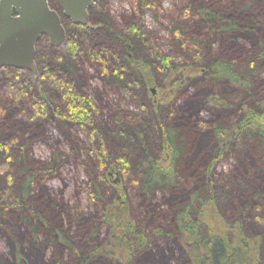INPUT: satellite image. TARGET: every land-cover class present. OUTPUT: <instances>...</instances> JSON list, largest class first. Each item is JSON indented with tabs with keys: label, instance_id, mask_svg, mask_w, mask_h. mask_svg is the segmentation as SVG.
<instances>
[{
	"label": "trees",
	"instance_id": "obj_1",
	"mask_svg": "<svg viewBox=\"0 0 264 264\" xmlns=\"http://www.w3.org/2000/svg\"><path fill=\"white\" fill-rule=\"evenodd\" d=\"M130 1L141 20L146 10L161 9L156 0ZM189 1L192 4L182 11L185 23H176L173 28L182 52L172 57L150 43L143 25L134 24L125 33L115 31L106 19H100L97 28L77 26L63 16L59 3L50 0L67 31L65 52L52 49L43 36L36 44L39 79L14 68L0 71V182L4 181L0 227L4 226V218L12 226V221L17 226H29L39 251L45 254L48 245L52 246L55 264L94 263L100 254L132 264L139 253H152L149 251L158 240L175 235L185 246L186 264H262L264 175L262 184L257 182L251 164L240 172L233 169L219 174L214 166L231 155L238 162L254 159L264 174V0L253 8L248 4L254 0H202L200 9L198 0ZM106 6L104 0H98L90 10V20L94 11H104ZM245 7L249 12L244 11ZM239 36L248 44L238 43ZM112 39L125 46L124 56H116L109 47ZM81 60L101 65L105 83L138 102L142 89L147 91L160 83V74L166 75L163 93L167 98L180 92L187 82L185 78L190 80L189 74L201 73L198 83L226 79L253 103L244 104V95L239 97V93L228 98L214 91L207 103L220 114L208 122L200 118L203 95L179 113L173 111V100L165 104L161 98L149 107L139 102L141 113L125 110L117 120L115 131L121 149L110 154L93 116V99L77 91L74 84L73 72ZM178 74L182 77L176 79ZM35 82L39 86L37 94H33ZM203 87L202 83L196 85ZM236 99L242 100L237 110ZM28 106L32 114L26 110ZM49 109L87 136L73 143V148L86 162L83 164L91 179L95 178L92 197L103 201L102 185L115 184L118 191L117 197L103 201L102 224L109 230V240L86 257L80 256L73 238V228L82 215L72 212L70 225L63 228L59 204L37 191L40 180L57 172L65 153L56 151L51 162L37 170L24 164L35 133L31 130L33 119L48 117ZM158 137L156 154L153 150ZM137 149L141 157L134 162ZM128 184L149 201L144 204V217L134 211ZM231 196L236 198L233 210L222 209L220 199ZM250 214L260 221L253 235L246 230ZM99 230L100 226H95L90 241ZM41 234L45 237L39 242ZM21 261L25 263L24 256Z\"/></svg>",
	"mask_w": 264,
	"mask_h": 264
},
{
	"label": "rangeland",
	"instance_id": "obj_2",
	"mask_svg": "<svg viewBox=\"0 0 264 264\" xmlns=\"http://www.w3.org/2000/svg\"><path fill=\"white\" fill-rule=\"evenodd\" d=\"M58 3V0H53ZM106 7L104 11H94L93 17L91 18V24L97 26L101 24L100 19L103 21L106 19L111 27L115 28V31L119 33H125L127 29L134 24L143 25L147 33V38L154 46L158 47L165 55L176 56L180 54L182 50L176 44L175 32L173 28L176 23L184 24L185 16L182 11L185 8L189 7L192 4L188 0H156L159 8L154 10H146L144 20H141L134 10V5L130 0H104ZM136 2V0H134ZM245 1V0H242ZM259 0H254L251 2L249 7L253 8L254 4ZM202 0H198V7L202 5ZM160 3V4H159ZM248 3V2H247ZM244 11H248L245 7ZM249 12V11H248ZM229 12H227V15ZM104 14V15H103ZM101 21V22H102ZM144 29V28H143ZM237 39L238 43L244 39L239 36ZM43 45L46 46V41H43ZM248 44V43H245ZM113 48H111V47ZM248 48L251 47L247 45ZM52 47V46H51ZM116 56H124L126 53L125 46L119 43L118 41L112 39L109 45ZM54 50H61L60 52H65V47L62 48L52 47ZM147 55L146 53H144ZM101 65L95 63H89L85 60L77 62L75 70L73 72V77L75 80L76 90L91 97L94 101V119L97 120L96 125L100 132V137L106 140L110 154L116 153L117 150L121 149L119 144L121 143L120 139L117 136V120L121 119L125 110H129L135 113H141V107L139 102L144 104L145 107H149L158 98H163V103L170 102L173 100L175 102V109L178 110V113L181 112L186 107H191L193 102H195L199 96L204 97L203 104L200 109V118L211 121L215 118L216 115H219L220 112L211 109L207 103V99L210 95L217 91L218 93L227 95L228 98L235 96L239 92H236L226 79H214L200 83L204 85L203 88H196V85L202 77L201 73L199 74H189L190 80H187L184 87L181 88L179 93H173L170 97L164 98L165 94L163 93V87L166 82V75L160 74L158 76L159 84L154 87L148 88L146 91L142 89L141 97L139 102L134 99L132 96L119 92L116 89L110 87L105 83L104 73L100 70ZM156 66L159 67L160 63L157 60ZM156 67V68H157ZM25 73V72H24ZM157 73H159L157 71ZM26 74V73H25ZM186 74V77L189 76ZM182 77L181 74L176 75V79ZM198 81V82H197ZM196 82V83H195ZM34 83V82H33ZM264 85V84H263ZM35 89L33 94H37V89L39 88L38 84L35 82ZM153 88L156 90V94L153 95L151 90ZM49 90V89H48ZM244 91L239 93V97L243 96L244 104L253 103V99H249ZM58 96V94H56ZM158 100V99H157ZM237 100V99H236ZM236 100L234 102H236ZM250 100V101H249ZM242 100H237V103L234 104V109L240 106ZM165 103V104H166ZM189 104V105H188ZM26 110L32 114L31 107H26ZM53 109H49L48 117H39L36 116L33 119V129H35L34 137L30 140L32 143L30 147L26 150L28 160L25 159L24 164H29L33 170H37L40 167H44L47 163H50L54 153L58 150L65 153V159L58 167L57 172L51 176L49 179L40 180L42 183L38 185V193H43L47 200L56 202L59 204L60 215L62 220L63 228L68 227L69 217L72 215V212L78 216L82 215L77 219V223L73 228L75 233L74 237L76 239V247L79 249L81 257H86L88 254L93 252L96 247L104 245L109 240V230L102 224V209L104 207V199L111 200L118 195L116 185L114 187L102 185L104 191V199L95 200L91 193L92 184L95 181L93 177L91 179L88 169L84 166L80 158L76 155L73 143H80L83 140H86L87 136L78 128H74L70 122H63L57 116L52 115ZM37 131V132H36ZM27 138L25 142L28 140ZM29 141V140H28ZM73 141V142H72ZM97 141V140H96ZM72 143V144H71ZM155 144V143H154ZM159 144L160 139L158 137L157 147L154 145V153H159ZM116 145V147L114 146ZM115 147V148H113ZM138 150V149H137ZM135 154L133 161L137 162L141 157V152ZM252 165L255 172V177L257 182L263 184V172L261 164L256 162L254 159H251L249 162L246 159H241L239 162L237 159L229 155L225 160L217 163L215 168V173L219 174L220 172H230L235 169L236 172H240L244 166ZM18 165H22V161L18 162ZM116 181V179L114 180ZM98 186H100L98 184ZM134 185L128 184V192L131 196V202L134 207L135 213L144 217L146 214V204L148 199H144L136 189L132 188ZM197 186V185H196ZM195 186V187H196ZM4 187V181L0 182V191ZM235 196L239 191L234 192ZM159 199H162V196H159ZM229 199V200H228ZM223 197L220 199V206L227 207L228 211L233 210L234 196L229 198ZM240 201L237 202V204ZM167 205H164L163 208H166ZM167 209V208H166ZM80 214V215H79ZM18 217V216H15ZM10 225L7 218H4V226L0 227V264H55L54 251L51 245H48V248L43 254L39 251L37 242H34V233L29 226H17V223ZM61 221L59 222V224ZM246 230L249 235L255 234L259 227L260 221L255 219V216L252 214L248 215V221L246 222ZM95 226H100V230L97 233V236L94 240L90 241L91 233ZM81 227V228H80ZM45 236L41 234L39 236V242ZM74 239V240H75ZM36 241V240H35ZM34 242V243H33ZM185 246L182 244L181 239L178 235L171 239L158 240V242L150 249L149 255L145 252L139 253L132 264H186L188 262V257L184 251ZM75 251V250H74ZM77 254V253H75ZM24 256L25 263L21 261V257ZM97 262L89 264H122L115 256L100 254L95 257ZM264 264V246H263V256L261 260ZM124 264V263H123Z\"/></svg>",
	"mask_w": 264,
	"mask_h": 264
},
{
	"label": "water",
	"instance_id": "obj_3",
	"mask_svg": "<svg viewBox=\"0 0 264 264\" xmlns=\"http://www.w3.org/2000/svg\"><path fill=\"white\" fill-rule=\"evenodd\" d=\"M96 1L60 0V3L65 17L74 24L88 25L89 9ZM43 36L55 48L63 47L67 41L62 18L51 8L50 0H0V71L15 68L37 79L36 44Z\"/></svg>",
	"mask_w": 264,
	"mask_h": 264
},
{
	"label": "flooded vegetation",
	"instance_id": "obj_4",
	"mask_svg": "<svg viewBox=\"0 0 264 264\" xmlns=\"http://www.w3.org/2000/svg\"><path fill=\"white\" fill-rule=\"evenodd\" d=\"M98 1V0H97ZM97 1H96V3H97ZM58 3H59V5H60V7H61V3H60V0H58ZM96 3H95V5H96ZM94 5V6H95ZM93 6V7H94ZM92 7V8H93ZM92 8H90L89 9V24L88 25H80V26H88V27H92V28H97L98 26H93L91 23V20H90V10L92 9ZM53 9V8H52ZM200 9V8H199ZM55 10V9H54ZM61 10H62V7H61ZM186 10V9H185ZM184 10V11H185ZM58 12V11H57ZM59 13V12H58ZM15 14V13H14ZM62 14H63V10H62ZM59 15H60V13H59ZM61 16V15H60ZM64 16V15H63ZM65 17V16H64ZM62 18V17H61ZM67 18V17H66ZM69 19V18H68ZM70 20V19H69ZM71 21V20H70ZM72 22V21H71ZM73 23V22H72ZM74 24V23H73ZM74 25H77V24H74ZM77 26H79V25H77ZM65 27V26H64ZM67 32V31H66ZM48 38V37H47ZM48 40H49V38H48ZM67 42V41H66ZM50 43V42H49ZM66 45V43L64 44V46ZM51 46V45H50ZM60 48H62V47H60ZM3 70V69H2ZM39 72V71H38ZM40 78V76L37 78V79H39ZM151 93L153 94V95H155L156 94V91L154 92L153 90H151ZM158 99V100H157ZM157 99L155 100V103H159V100H160V98H158L157 97ZM110 175L111 176H113L114 174H112V173H110Z\"/></svg>",
	"mask_w": 264,
	"mask_h": 264
}]
</instances>
